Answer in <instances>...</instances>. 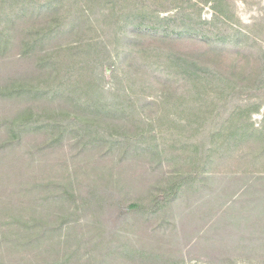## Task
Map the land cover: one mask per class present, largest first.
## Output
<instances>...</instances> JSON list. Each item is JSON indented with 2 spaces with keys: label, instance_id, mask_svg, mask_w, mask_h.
<instances>
[{
  "label": "trees",
  "instance_id": "1",
  "mask_svg": "<svg viewBox=\"0 0 264 264\" xmlns=\"http://www.w3.org/2000/svg\"><path fill=\"white\" fill-rule=\"evenodd\" d=\"M234 1L0 0V264H182L163 241L151 250L73 232L88 202L96 230L108 210L172 225L175 206L210 186L227 189L216 205L227 203V246L247 252L227 264H264V121H253L264 18L242 25ZM116 154L159 172L152 196L95 190L79 202L82 174L115 182Z\"/></svg>",
  "mask_w": 264,
  "mask_h": 264
},
{
  "label": "rangeland",
  "instance_id": "2",
  "mask_svg": "<svg viewBox=\"0 0 264 264\" xmlns=\"http://www.w3.org/2000/svg\"><path fill=\"white\" fill-rule=\"evenodd\" d=\"M234 2L237 19L242 25L249 26L256 19L264 18V0H235ZM212 15L213 10L211 6H204L202 18L211 20ZM70 39L74 38L69 37V39L66 38L65 40ZM191 46L193 47L192 42H185V48H190ZM114 69L112 65H107L104 70L105 87L108 90L119 87L114 78ZM253 121L257 127L262 126L264 113L254 115ZM67 149L70 150V147L66 145L64 150H58V155L66 154ZM116 156L115 165L112 170V174L116 179L115 182L107 185L104 184L103 180H99V183L95 184L91 180L94 177L92 172L82 174L81 178L73 186L80 199L79 202H83L95 190H110V192L114 190L116 196L121 193L119 198L125 197V194H128L127 203L132 198L141 200L148 197V195L152 196L153 190H155L153 184L159 172L154 170L147 163V160L142 158L135 157L134 160H128L124 165H121L119 163L121 155L116 154ZM68 157L74 160L77 165L83 161V157H79L78 159L76 157L73 158L71 152L68 154ZM118 182L120 184L118 186L115 185ZM222 193H219L215 197L212 186L206 187V190L202 191V195L195 194L189 204L186 201L181 205H176L170 218L172 225H163L162 228H159L161 225L155 224L156 222H150L149 224L142 221H138L137 223L136 221H132L133 219H130L128 222L117 219L116 215L112 214L111 210H108L107 213L101 214L99 221L102 222V225H99V230H96L95 227L87 226V222L91 218L95 220V210L92 211L90 209L93 204L88 202L83 206L87 212L81 214V225L74 230L73 239L83 236H94L99 240L97 244L103 242L102 244L104 245L114 234L118 233L121 235L115 238L117 239L116 245L121 244L118 240H123L129 244L133 243L138 247L143 245L144 247H150L151 250H155L158 248L154 247L162 246L158 241H163L167 249L165 254L171 256L172 259H180L182 264H227V256L243 258V256L247 255V252L241 250L242 248L230 249L227 246V203L223 205V208L216 206L221 200L223 202L227 201V189ZM147 204H150L148 200ZM248 212L246 211L245 214L247 215ZM218 213L221 215L218 216ZM254 219L257 218L254 217ZM126 235L128 238L120 237ZM230 245L233 246L235 244L232 243ZM89 248L92 249V246H89ZM99 250L102 252L104 249L99 248ZM85 252L90 253L87 249H85ZM117 263H123V260L119 259Z\"/></svg>",
  "mask_w": 264,
  "mask_h": 264
}]
</instances>
